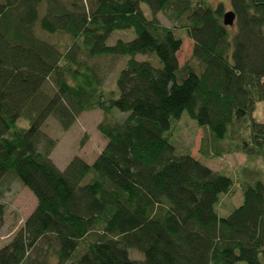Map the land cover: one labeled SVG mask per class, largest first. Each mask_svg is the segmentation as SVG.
I'll return each instance as SVG.
<instances>
[{
    "label": "trees",
    "instance_id": "obj_1",
    "mask_svg": "<svg viewBox=\"0 0 264 264\" xmlns=\"http://www.w3.org/2000/svg\"><path fill=\"white\" fill-rule=\"evenodd\" d=\"M229 3L231 26L208 0H0V180L11 174L36 199L0 264H264V123L253 116L264 101V0ZM158 12L193 42L181 66L182 37ZM36 23L68 36L63 50ZM127 29L131 39L106 44ZM100 56L128 57L116 94L88 62ZM93 109L106 143L91 163L73 156L59 170L41 125L54 116L66 130ZM183 111L207 128L211 156L263 159L225 216L217 205L233 194L232 177L175 153L172 121ZM198 151L207 154L204 139Z\"/></svg>",
    "mask_w": 264,
    "mask_h": 264
},
{
    "label": "rangeland",
    "instance_id": "obj_2",
    "mask_svg": "<svg viewBox=\"0 0 264 264\" xmlns=\"http://www.w3.org/2000/svg\"><path fill=\"white\" fill-rule=\"evenodd\" d=\"M208 2L212 7H215L218 3H222L224 12L231 10L229 0H208ZM44 7V3L39 6V15L43 14ZM140 8L147 15L150 14L149 9L144 3L140 4ZM156 17L163 25L173 28L175 33L182 37L180 48L176 53L178 65L181 66L190 57L193 45L192 40L185 37L183 32L175 27V23L168 20L163 13L158 12ZM37 25L38 23H36V33L40 38L55 43L60 50H63L65 44L69 41L68 36L62 33L48 34ZM132 37L133 32L131 29L114 30L108 36L106 44L111 45L117 39L126 41ZM127 58V56H100L89 59L88 62L97 65L99 73L103 77L104 89L116 94L115 79L119 70L124 67ZM135 58L137 60H154L149 55H136ZM253 116L258 122L264 123V101H257L255 103ZM100 118L101 111L98 109L83 111L77 115L74 123L66 130L62 129L54 116H49L43 122L40 130L44 136L55 141L54 146L50 150L49 157L59 170L62 171L73 156L91 163L99 154L106 143V138L97 130V123ZM26 123L27 121L22 119L18 121V124L22 126H25ZM172 127L173 140L171 143L175 148L176 155L189 152L191 156H194L203 165L214 171L229 174L234 180L233 194L231 196H222L217 205L218 214L220 216L227 215L242 202L240 183L243 181L251 182L261 176L263 159H248L242 153L211 156L210 154L214 151L215 145L207 128L199 127L193 119L189 118L185 111L181 113L178 119L172 121ZM202 139H204L207 153L205 156H201L198 151ZM240 167H243L242 170H240ZM0 203L3 205V223L0 225V246H2L10 240L13 233L22 225V222L34 209L36 199L28 188L23 186L11 174L5 173L0 180ZM130 256L138 260L142 258L141 254L134 250L130 251ZM50 261L54 262L53 259ZM236 264L246 263L240 261Z\"/></svg>",
    "mask_w": 264,
    "mask_h": 264
},
{
    "label": "water",
    "instance_id": "obj_3",
    "mask_svg": "<svg viewBox=\"0 0 264 264\" xmlns=\"http://www.w3.org/2000/svg\"><path fill=\"white\" fill-rule=\"evenodd\" d=\"M234 20H235V14H234V12L232 10L223 12V14H222V23L225 26L233 25Z\"/></svg>",
    "mask_w": 264,
    "mask_h": 264
},
{
    "label": "bare ground",
    "instance_id": "obj_4",
    "mask_svg": "<svg viewBox=\"0 0 264 264\" xmlns=\"http://www.w3.org/2000/svg\"><path fill=\"white\" fill-rule=\"evenodd\" d=\"M201 162H202V159H201Z\"/></svg>",
    "mask_w": 264,
    "mask_h": 264
}]
</instances>
